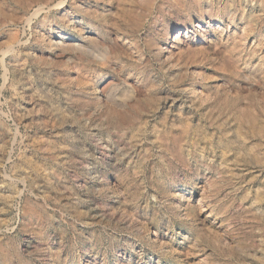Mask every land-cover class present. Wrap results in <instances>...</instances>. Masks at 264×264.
I'll use <instances>...</instances> for the list:
<instances>
[{"label":"rangeland","instance_id":"rangeland-1","mask_svg":"<svg viewBox=\"0 0 264 264\" xmlns=\"http://www.w3.org/2000/svg\"><path fill=\"white\" fill-rule=\"evenodd\" d=\"M0 264H264V0H0Z\"/></svg>","mask_w":264,"mask_h":264}]
</instances>
